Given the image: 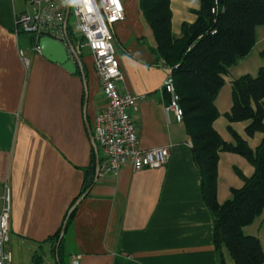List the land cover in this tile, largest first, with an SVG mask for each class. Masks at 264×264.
I'll return each instance as SVG.
<instances>
[{
  "label": "crops",
  "instance_id": "obj_1",
  "mask_svg": "<svg viewBox=\"0 0 264 264\" xmlns=\"http://www.w3.org/2000/svg\"><path fill=\"white\" fill-rule=\"evenodd\" d=\"M31 1L0 0V191L7 180L11 189L10 241L14 238L51 249L47 239L60 228L82 190L84 170L93 152L86 125L104 107L105 99L91 51L86 46L77 48L81 42L78 34L73 33L72 45L85 68V86L79 71L70 73L47 60L33 51L29 34L15 32L16 16L30 9ZM121 1L125 19L112 29L121 72L115 85L120 92L143 96L136 111L128 110L139 146H169V158L158 168L134 171L125 164L116 175L98 176L64 228L60 263L220 264L190 139L182 122L165 112L167 96L161 85L166 70L151 51L155 46L152 31L138 0ZM198 8L199 0H170L174 36H179L183 22L194 21ZM255 34V45L239 61L254 53L260 62L255 60L251 66L243 62L241 74L255 76L264 66L259 55L264 48V24L255 28ZM226 77L230 84L232 78ZM219 104L217 95L220 115L213 126L225 141L232 142L217 127L224 130L223 112L231 103L223 109ZM237 125L242 126L238 122L233 126ZM235 167L246 176L253 172L243 157L219 154L220 203L230 197L231 188L242 185L237 175L235 179L230 174ZM228 259L225 254V264L230 263Z\"/></svg>",
  "mask_w": 264,
  "mask_h": 264
},
{
  "label": "trees",
  "instance_id": "obj_2",
  "mask_svg": "<svg viewBox=\"0 0 264 264\" xmlns=\"http://www.w3.org/2000/svg\"><path fill=\"white\" fill-rule=\"evenodd\" d=\"M138 7L154 37L151 51L157 61L171 69L183 111L182 124L201 175L202 198L212 217L219 263L224 264L226 254L234 264H260L264 259L260 241L243 229L264 209V66L258 68L255 76L243 74L230 81L231 105L224 116L233 141H225L213 123L220 115L215 98L229 68L248 55L255 45V28L264 24V0H199L194 21L183 22L179 36L171 31L170 0H138ZM66 37L74 45L75 37L69 27ZM259 55L264 58V48ZM83 73L85 76L84 66ZM242 121L248 122L244 128L247 137L261 134L254 149L230 126ZM221 152L243 157L253 172L246 176L235 167L242 185L231 188L230 197L220 203L217 163ZM84 171L82 190L69 209L95 182L94 151ZM72 215L73 211H67L62 223L65 222V228ZM62 225L47 239L59 263L63 238L58 246L57 242Z\"/></svg>",
  "mask_w": 264,
  "mask_h": 264
},
{
  "label": "built area",
  "instance_id": "obj_3",
  "mask_svg": "<svg viewBox=\"0 0 264 264\" xmlns=\"http://www.w3.org/2000/svg\"><path fill=\"white\" fill-rule=\"evenodd\" d=\"M27 9L15 18V32L32 37V49L41 53L38 40L50 37L65 44L66 29L81 37L77 48L86 46L93 56L100 89L105 99L104 107L91 119L90 130L97 149L100 150L98 176L116 175L123 165L132 170L158 168L169 158V146L144 149L139 146L135 124L128 110H137L143 96L120 92L115 81L121 78L113 38V26L125 19L121 0H32ZM69 15L66 28V8ZM214 11V10H213ZM72 17V23L69 18ZM21 57L22 51H19ZM28 65V60L23 58ZM166 77L161 91L167 96L165 112L181 123L183 111L179 105L171 69L162 63ZM11 189L5 180L0 191V264H10L8 249L10 236Z\"/></svg>",
  "mask_w": 264,
  "mask_h": 264
},
{
  "label": "rangeland",
  "instance_id": "obj_4",
  "mask_svg": "<svg viewBox=\"0 0 264 264\" xmlns=\"http://www.w3.org/2000/svg\"><path fill=\"white\" fill-rule=\"evenodd\" d=\"M72 20H73L72 17H70L69 23H72ZM249 56L247 57V59H245V61H242V62L238 61L237 67L232 66L233 68L231 67L229 69V75H227L226 79L227 78L233 79V78L239 77L240 75H243V74H241L242 72H240L241 66H243V64H245L243 62H246V64L250 63V66H251V63H253V61H255V60L260 62V58L258 57V55L255 56L254 53H252ZM239 62H241V63H239ZM262 62H264V59L262 60ZM230 94H231L230 84L226 83V81H225L224 85L221 87V89L219 90V92L217 94V95H219V103H220L219 105L222 109L227 107L231 103ZM216 99H217V96H216L215 100ZM223 113H225V111ZM222 118H223L222 120H223L224 130L221 128V126H218V124H217V127H218V129H220L222 131L223 135H226V134L230 135L229 131L227 130V125L229 123H228V121L224 115L222 116ZM238 123H241L242 126L237 125L235 128L233 126L235 123H231L230 126L239 135H242L243 137H245L248 145L254 149L256 147V145L259 143V139H261V134L257 132L253 135V137H247L245 132H244V126L248 122L242 121V122H238ZM245 164H247V166L251 167L250 164L246 160H245ZM238 167L240 169H245V167H243V166H242L243 168H241L240 166H238ZM240 171L242 172V170H240ZM230 174L233 178L237 179L234 169H233V175H232V173H230ZM223 181L233 182L229 178H223ZM225 185L227 186V184H225ZM244 233L248 234V235L250 234V235L256 236L258 239H260L259 241H260L261 247L264 251V209L257 217H255V219L253 220V222L250 225L246 226V230ZM8 249H9V252L11 255L10 264H57L56 259L54 258V256H53L48 245L46 246V245L33 244L31 242L19 241V240H15L14 238H11ZM67 257L68 256H65V258H64L65 262H66ZM228 260H230L229 261L230 263H228V264H234V262L232 261L231 258ZM260 264H264V259Z\"/></svg>",
  "mask_w": 264,
  "mask_h": 264
},
{
  "label": "water",
  "instance_id": "obj_5",
  "mask_svg": "<svg viewBox=\"0 0 264 264\" xmlns=\"http://www.w3.org/2000/svg\"><path fill=\"white\" fill-rule=\"evenodd\" d=\"M68 15H69V6L66 8V14H65V20H64V27L66 28L67 21H68ZM38 46L41 50V54L44 58L51 62L59 63L62 65V67L67 70L70 73H75L76 71H79L81 73V78L83 81L84 86L86 85L85 76L83 73V66L82 62L79 58V56L76 53V50L74 46L70 43V41L66 37L65 44L54 40L47 36H42L38 40ZM88 130V135L92 144V148L95 154V180L98 177V167H99V155H98V149L94 142L93 136L91 134L90 126L89 124L86 125ZM88 193L85 192L82 194L76 202L71 206V208L68 210V213H71L74 208L77 206V204L85 197V195ZM64 228H65V222L62 225L61 231L59 233V238L57 242V246L59 245L61 239L64 235ZM55 259L57 264L59 263L57 254L55 255Z\"/></svg>",
  "mask_w": 264,
  "mask_h": 264
}]
</instances>
